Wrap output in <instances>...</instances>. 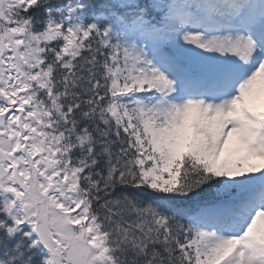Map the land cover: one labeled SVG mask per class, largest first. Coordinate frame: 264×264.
Here are the masks:
<instances>
[{"label": "snow or ice", "instance_id": "1", "mask_svg": "<svg viewBox=\"0 0 264 264\" xmlns=\"http://www.w3.org/2000/svg\"><path fill=\"white\" fill-rule=\"evenodd\" d=\"M0 264H264V0H0Z\"/></svg>", "mask_w": 264, "mask_h": 264}]
</instances>
